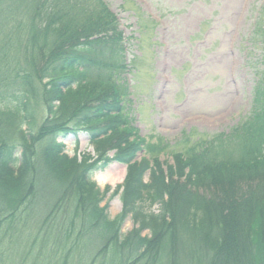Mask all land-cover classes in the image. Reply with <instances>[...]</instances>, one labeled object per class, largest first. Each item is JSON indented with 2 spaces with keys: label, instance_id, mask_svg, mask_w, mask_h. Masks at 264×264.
Returning <instances> with one entry per match:
<instances>
[{
  "label": "trees",
  "instance_id": "trees-1",
  "mask_svg": "<svg viewBox=\"0 0 264 264\" xmlns=\"http://www.w3.org/2000/svg\"><path fill=\"white\" fill-rule=\"evenodd\" d=\"M254 45L264 48V4L250 33ZM18 49L24 54L13 56ZM127 68L123 32L103 0H0V240L34 198L40 172H51L50 214L34 236L42 250L73 252L91 237L104 256L112 250L111 264H178L188 247L189 264H264V73L255 74L248 116L228 133L204 137L193 130L170 145L133 127L124 106ZM37 101L47 114L38 138L27 139L23 128L34 125L29 112L35 115ZM78 132L87 134L94 158L82 153L75 162L79 155L71 161L64 154L59 137ZM34 139L43 142L36 154L28 147ZM58 159L70 164L62 177ZM111 163L126 166V175L116 187L123 209L109 220L91 176ZM155 203L158 214L146 210ZM129 213L141 218L150 239L135 231L120 244L119 226ZM119 245L129 250L126 262Z\"/></svg>",
  "mask_w": 264,
  "mask_h": 264
},
{
  "label": "rangeland",
  "instance_id": "rangeland-1",
  "mask_svg": "<svg viewBox=\"0 0 264 264\" xmlns=\"http://www.w3.org/2000/svg\"><path fill=\"white\" fill-rule=\"evenodd\" d=\"M104 1L118 17L119 29L124 35L126 60L131 62L123 76L128 94L124 106L141 137L161 136L174 145L183 132L195 130L198 135L209 137L228 132L248 116L255 74L264 73V48L249 46L257 11L264 0ZM4 30L14 34L11 28ZM20 40L13 35L12 41ZM23 54L18 49L13 56ZM32 109L35 115L29 112L28 122L35 118V123L23 128L27 139H31L30 133L38 138L39 127L47 114L42 102H34ZM58 142L64 145V154L71 161L75 160V154L82 153L94 158V148L84 132L60 136ZM31 143L28 147L37 149L35 154L39 153L43 142L34 139ZM21 151L19 148L15 154L19 166L23 160ZM80 159L79 155L75 162H81ZM54 162L58 164L55 168H59V177L69 173V163L62 159ZM162 169L166 171L165 166ZM40 173L34 186V198L19 209L16 224L11 222L8 237L0 240V264H111L113 252L108 250L107 255L101 254L98 238H86L83 247L79 245L82 248L73 252L63 249L59 254L50 246L42 250L34 245V236L50 214L54 195L51 188L56 184L53 173ZM125 175L124 165L111 163L91 176L101 195L99 206L109 220L123 209L122 189L116 187L122 184ZM148 206V212L159 213V203ZM140 221L141 218L136 219L130 213L125 217L119 226L120 244H129L127 241L135 231L141 239L152 237L151 231ZM178 233L187 245L185 226L179 224ZM52 236L55 237V231ZM60 245L67 248L70 242L62 238ZM116 252L126 255L125 262L131 258L126 246H117ZM179 252L178 264H185L183 260L188 263L192 248ZM140 254L144 251L138 252L135 259Z\"/></svg>",
  "mask_w": 264,
  "mask_h": 264
},
{
  "label": "bare ground",
  "instance_id": "bare-ground-1",
  "mask_svg": "<svg viewBox=\"0 0 264 264\" xmlns=\"http://www.w3.org/2000/svg\"><path fill=\"white\" fill-rule=\"evenodd\" d=\"M107 176H109V175H107ZM109 178V177H108ZM105 180H107V179H105Z\"/></svg>",
  "mask_w": 264,
  "mask_h": 264
}]
</instances>
